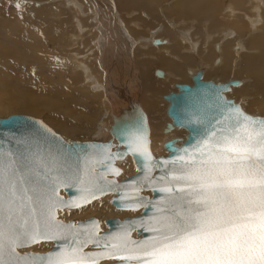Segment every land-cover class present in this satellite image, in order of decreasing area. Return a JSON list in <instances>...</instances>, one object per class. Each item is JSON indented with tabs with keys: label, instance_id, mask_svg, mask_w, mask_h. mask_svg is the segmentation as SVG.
Returning a JSON list of instances; mask_svg holds the SVG:
<instances>
[{
	"label": "snow or ice",
	"instance_id": "1",
	"mask_svg": "<svg viewBox=\"0 0 264 264\" xmlns=\"http://www.w3.org/2000/svg\"><path fill=\"white\" fill-rule=\"evenodd\" d=\"M217 100L220 118L170 160L153 159L143 129L130 134L129 150L143 156L147 183L156 184L150 173L163 165V185L153 190L165 195L140 223L152 233L148 238L133 240V225H122L102 238L101 252L84 251L90 243L100 247L97 222L81 231L57 219L59 210L104 193L94 168L86 164L83 175L70 170L62 151L39 149L25 163L0 153V264H264V119L245 114L219 93ZM73 184L81 196L66 202L58 190ZM137 206L149 205L141 199ZM41 241L61 242L59 250L43 257L18 251Z\"/></svg>",
	"mask_w": 264,
	"mask_h": 264
},
{
	"label": "rangeland",
	"instance_id": "2",
	"mask_svg": "<svg viewBox=\"0 0 264 264\" xmlns=\"http://www.w3.org/2000/svg\"><path fill=\"white\" fill-rule=\"evenodd\" d=\"M160 1L161 0H156V2H158L156 3L139 0V2L141 3L140 4L138 0H0V101L4 103H1L4 106V109H0V117H5L11 114H27L43 120L51 128H53V130L56 128V125L58 123H60L59 125L64 124L67 127L69 125H78L76 128L80 127L81 129L84 126V130H82V132H78L82 135L83 131L86 132V127H91V125L86 122L88 117L92 118L95 116L97 117L98 115V118L94 120V128L97 130L98 123L101 121L105 122L109 118V102L108 99H106L104 90L102 89L105 86V72L107 71V67L105 68V66H107V64L105 60H101V58H103V55L101 54H103L104 51L102 50L104 49L102 48V45L99 44L102 38L101 34L110 39H107V42H109L110 44L115 42L116 46H114V49H112L113 52L116 49L118 50V52H121V32L127 33H124V36L128 37L127 39H130L134 42L129 45V48L127 50L131 58V61L129 62L130 66L135 71V62L133 61L134 58L137 57L135 55V48H137V45H139V50L145 51L147 49H152L154 50L153 52L156 51L158 54L163 52V48H165L164 45H166L167 42V36L161 34L159 27L164 26V24L166 26H164L165 28H169L172 31L174 30V32L176 31L179 40L183 43V45H185L184 50L188 52L196 50L195 48H198L196 46L195 48L189 49V43L190 45H193V43L199 42V46H201V53H205L208 45L210 46L211 44L212 38L218 39L220 43L228 38H234L236 41H238L237 37H233L234 33H238L240 30L244 32V29L247 30V28L250 29V27H256V29H253L251 31L258 30L259 28L257 27V25L259 24V22L257 21V19L260 15H264V0H262L258 5V13H255L253 10L251 12V10H248L249 8H245L246 6L248 7V4H250H247L248 0H236L238 2L236 6H234L233 0H197L198 2H196V4L199 2L203 3L204 6L202 8L197 6L195 3L187 2L191 11L195 13H202V15L200 14L202 18L200 16L201 24L199 26V31L198 28H196L194 25L195 23H199L198 18L195 17V15H191V18L189 20L178 16L176 11V9H178V6L176 3L180 0ZM122 2H125L127 4L125 5ZM154 3L156 4L154 5ZM135 4H140L139 11L138 8L134 7ZM256 4L257 3H253V5ZM123 6L126 7V9ZM150 6L152 8L156 6L154 8V10H156L155 12H157L154 18L155 20L153 19L154 16L152 17L149 11ZM231 7L242 8H234L235 15L233 19L231 18L233 16V13L230 9ZM243 10L248 11L245 13V15L249 16L248 18H245L243 14L239 13H244ZM167 14H169L170 16ZM157 17H159V19ZM149 18L151 19V21ZM98 19L100 20V22ZM140 19L150 22L155 21V23H157L155 25H152V27H146L147 24L143 23L145 26V28H143L141 23L142 21ZM249 20H252L253 24H250ZM221 22L223 24H226L227 28L228 26L229 28H233L229 30L221 28L218 30V32L215 31L213 33L212 38H210L212 33H210L211 35H204L207 28L211 27L213 29V23L215 25L214 30H216V27L217 29L218 27H221L219 25V23L221 24ZM238 25L240 26V29ZM242 27H244V29ZM193 28L197 29L198 31H194ZM153 29L155 30L154 34L152 32ZM131 31L132 33L137 31L138 33L136 32V34H138L139 38H137L138 36H133V34L130 33ZM181 31L184 33H187L186 31H189V33L186 34V39L182 37ZM199 32H201L202 37L198 34ZM245 34L246 33H244V35ZM189 35H192V37ZM155 36H157L158 39ZM133 37L135 38L133 39ZM190 37L193 39L191 40ZM155 40H158L159 43H154ZM140 45H143V48ZM249 47L250 48H245L242 44V48L238 49L235 47V45H232V59L230 65L232 66V72L238 73L236 72V70L243 54L248 53V55L252 54L255 56L259 53L257 46L249 45ZM116 51L114 53H116ZM118 52L116 54L119 55ZM212 53H214L215 55V58L212 60V62H202L208 64L209 66V71L206 73V78L220 76L209 73L213 67L220 64V62L222 61H220V57H222V54L220 53L219 48L213 49L212 47ZM163 55L167 56V53H164ZM145 56H147V54H145ZM145 56L141 55L138 57V59H142ZM152 56L154 55H151V57ZM169 57L174 59V56ZM255 59L256 68L254 69L252 67L251 73H244L246 75H244L243 73H229L226 77L220 76V78L223 80H209L214 82H223L226 79L229 80L231 76H234L235 79H240L243 84L240 87H236V89L234 90V95L244 98L245 107L248 111L243 107V101L237 100L234 96H231V91L227 94V96L229 98L235 99L236 102H239L243 109L249 114L261 116L257 113L256 110H250L247 107V95L241 91H236L242 90L246 86L249 78L254 74H260L261 77L264 75V70L262 72V69L258 67L259 64H262L259 56H255ZM100 61H103L104 63ZM82 65L85 67V71H82ZM194 66L195 64L188 65L186 67ZM183 67V71L187 76L185 70L186 67ZM153 69H161L164 75L162 77L154 76ZM153 69L150 72L151 75L156 79H163V77L165 76V70L160 67H154ZM203 70H205V68ZM244 71L247 72V70L243 69L242 72ZM132 74L134 76V72ZM6 77L7 79H5ZM98 85L101 87H99ZM107 87L108 85L106 84V88ZM8 93H10V95H8ZM164 93H167V90ZM15 95H19L21 101L20 98L16 97ZM161 95H155V97H152L154 98L152 101L156 103L154 110L148 111L142 105L144 110L148 114L151 127V139L152 136L155 135H159L161 137V140L156 144V148L153 149L158 153H163L159 152L160 144L164 139V135L162 134L163 132L161 133V128L163 127L166 118H170L167 117L168 115L166 108V112H164V106L167 104L163 99V95ZM156 97L157 99L155 100ZM13 98H16L17 101L24 103L27 108L29 107L30 109H33L35 107L36 111L35 108L33 109V112L20 111L12 108V102L14 101ZM116 100L118 101V103H120L122 101V97L119 96ZM118 113H120V111ZM85 115L88 116L85 117ZM161 121L162 124L159 125ZM71 126L69 127L71 128ZM178 129H181L178 131H186L183 128ZM57 131L60 132L59 130ZM164 132L169 131H166V129H164ZM75 133L76 132H74V134ZM185 133L187 134V131ZM70 137L78 141L91 138H82L81 136ZM176 137H180L181 139L185 138L182 134H176ZM99 140L102 141L103 138H100ZM164 152L166 151L164 150ZM109 204L110 207L112 206V209L109 208L105 212V215L107 216L106 218H123L126 216H130L129 211H117L118 209H116L111 203ZM38 246L36 245L34 247ZM29 248L31 250H35L34 248Z\"/></svg>",
	"mask_w": 264,
	"mask_h": 264
},
{
	"label": "bare ground",
	"instance_id": "3",
	"mask_svg": "<svg viewBox=\"0 0 264 264\" xmlns=\"http://www.w3.org/2000/svg\"><path fill=\"white\" fill-rule=\"evenodd\" d=\"M134 1H136V0H134ZM145 1H147V2H149V1L150 2H156V0H145ZM233 1H234V3H233L234 6H236L238 4V2L236 0H233ZM261 1L262 0H248L247 4L248 3H250V4H248V7L246 6L245 8H249L248 10H251V12L253 10L255 13H258V5H259V3ZM138 2H139V0H138ZM187 2H191V3H195L196 4V2H198V1L197 0H180V1H178L176 3L177 6H178V9H176L177 7L175 8L176 11H177V14H178V16H181V18H184L186 20H189L191 18V15H195V17L198 18V22L199 23H197V24L195 23L194 25L200 31L199 26L201 24L200 20L202 18V16H201L202 13H199V12L195 13V12L191 11L189 9V4ZM122 3H124L125 5L127 4L125 2H122ZM156 3H158V2H156ZM156 3H154V5ZM253 3H257V4L253 5ZM140 4H137V5L135 4V6H134L135 8H138V11H139V5ZM149 5H153V4H149ZM196 5L201 7V8L204 6L203 3H201V2L197 3ZM228 7H229V5H228ZM78 8H80V7H78ZM124 8L126 9V7H124ZM154 8H152L150 6V10L148 9L150 11V13H151V16L152 17L154 16L153 19L155 18V15L157 13V12H155L156 10H154ZM234 8H239L240 9L241 7H234ZM234 8L233 7L230 8L231 12L233 13V16L231 17L232 19H233L234 15H235L234 14L235 13V9ZM144 10H146V9H144ZM243 11H244V13L243 12L242 13L239 12V13L243 14V16L245 18H248L249 16L245 15V13L248 12V11L247 10H243ZM167 15H169V14H167ZM237 15H238V11H237ZM200 16H201V18H200ZM157 18L159 19V17H157ZM149 19H147V20H149ZM141 21H142L141 23H142L143 28H145L143 23L147 24L146 27H152V25H155L157 23V22L155 23V21L154 22H150L151 19H150V21H144V20H141ZM257 21L259 22V24L257 25V27L259 28L258 29L259 32H258V30L251 31L253 29H256V27H254V28L250 27V29L247 28V30L244 29V27H242L244 29V32H242L241 30L239 32L237 31L238 33H234V36H233V37H237L238 41H236L234 38H228L225 41H222L221 43L219 42L218 39H213L212 38L213 37V33L215 31L218 32V30L221 29V28L229 30V29H232L233 27L229 28V26H228V28H227L226 27L227 25L223 24L221 22V24L219 23V25L221 27H218V29L216 27V30H214L215 25L213 23V26H214L213 29L211 27H210L211 29L207 28L205 30L206 33H204L205 36H207L210 33H212V35L210 34L211 35L210 38H212L211 44H210V46L208 45V48H207L205 53H201V46H199L200 45L199 42H195V43H193V45L192 44L190 45V43H189L188 48L191 49V48H195V46H196V47H198V48H195L196 50H193L191 52H188V51L184 50V46L185 45H183V43L179 40L176 31L174 32V30L172 31L169 28H165L166 26L164 24L165 27L164 26L159 27L160 31H161V34H164V35L167 36V38H166L167 42H166V45H164L165 48H163L164 49L163 52L158 54L156 51H155L156 53L153 52L154 50H152V49H147L145 51L139 50L138 49L139 45L136 44L137 48H135L136 49L135 50V55L137 57H135L134 61H133V62H135L134 63V66L136 67L135 71L130 66L129 62L131 61V58H130L129 52L127 50L129 48V45L131 43H134V42L131 41L130 39H127L128 37L124 36V33H126V32H124V33L121 32V34H122L121 35L122 36V47H121L122 51L118 52L117 49H116L117 51L115 50L116 53L117 52L119 53V55L114 53L115 51L113 52V50H112V49H114V46H116L115 42L110 44L109 42H107L108 38H106L104 35L101 34L102 38H101L99 44L102 45V48H104V49H102L104 51H103V54H101V55H103V58H101V60L102 59L105 60V62L107 64V66H105V68L107 67V71L105 72V80L106 81H105V86L102 89L104 90V92L106 94V99H108V102H109L108 103L106 101L108 103V105H109V114H108L109 118L105 122H103V121L99 122L98 123V129L96 130L94 128V120L98 118V115H97V117L95 116L96 118L95 117H92V118L88 117L86 122L89 125H91V127L90 126L86 127L85 128L86 132L83 131V133L81 135V133H78V132H82V130H84L83 129L84 126L81 129L80 127L76 128L78 125L77 126L69 125V126H71V128H70L69 126L67 127L64 124L63 125H59L60 123H58L56 125V128L53 130V128H51L43 120H41V119H39L37 117H34V116H32V117H34L36 119H39L42 123H44L46 126H48L52 131H54L55 133H58L60 136H62L66 141L76 140V139L71 138L70 136H73V137H80L81 136L82 138L91 137V138L84 139V140L92 139V140H97V141H101L99 139L103 138L102 141H105L111 136L110 127H111V125L113 123L114 117H119L121 112H123L125 110H128V119H131L132 118L131 115L135 114L134 110L132 109V103L135 102V103H137L139 105L140 110L143 109L141 111L144 113V115L146 117V122H147V125H148V128H149V147H150L152 153L155 156L166 155L167 151L164 148V143L167 140L171 139V138H175L176 134L177 135L178 134H180V135L182 134L183 137L186 138V133H185L186 131L185 132L178 131V130H181V129H178V128H183V127L173 126V127H176V128H171L169 130H166V131H169V132H164V129H166L167 124L172 122V119H170L171 117L167 113V115H168L167 117H170V118H168V119L166 118V120H165V122L163 124V127L161 128V133L163 132L162 134L164 135V139H163V141L160 144L159 152H163V153L155 152L153 149L156 148V144H157V142H159L161 140V137L159 135H155V136H152V139H151V127H150V123H149V118H148V114L146 113L144 108L147 109L148 111L154 110L156 103H154L152 101L154 99L152 97H155V95H161L162 94L163 95V99L166 101L165 103L167 104V105L164 106V112H166L165 108L167 110V108H168V106L170 104V101L168 99H165V95H168L171 91L177 92L178 89L176 87V84H180V83L192 84L191 78L198 70H200L202 72V80H206V79L207 80H209V79L213 80V79H216L217 81H220V80H223V79L220 78V76L221 77H226L229 73H234V72H232V69H231L232 66H230L231 65V59H232V53H231L232 45H235V47L238 48V49L242 48V44L244 45L245 48H250L249 45L250 46H257L258 50H259V53L257 55H255V56H259V59L262 62V64H259L258 67H260V69H262V72H263V70H264V15H260L258 17ZM99 22H100V20H99ZM138 22H139V20H138ZM249 22H250V24H253L252 20H249ZM167 26H168V24H167ZM210 26H211V23H210ZM230 27H231V25H230ZM133 28H132V31H133ZM239 29H240V26H239ZM195 30L198 31L197 29H194V31ZM104 31H106V30H104ZM132 31L130 33H132ZM189 31H186V32L189 33ZM108 32H110V31H108ZM136 32L137 31L132 33L133 36H135V37L138 36V34H136ZM152 32L154 34L155 30L153 29ZM190 32H192V31H190ZM187 33H184V32L181 31L182 37L184 39H186V37H187L186 34ZM244 33H246V34L244 35ZM139 34H140V32H139ZM158 34H160V33H158ZM198 34L202 37L201 32H199ZM119 36H120V32H119ZM189 36L192 37V35H189ZM135 37H133V39ZM155 37L157 38V36H155ZM191 37H190V39L192 40L193 38H191ZM137 38H139V36ZM162 38H164V37H162ZM108 40H110V39H108ZM113 40H115V39H113ZM142 42H143V40H142ZM217 42H219V43H217ZM154 43H159V41L154 42ZM146 45H147V42H146ZM141 47L143 48V45ZM141 47H139V48H141ZM212 47H213V49L214 48L215 49L219 48L220 53L222 54V57H220V61L221 60L222 61L220 62V64H218L215 67H213L209 73L215 74V75H220V76L207 77L206 78V73L209 71V68H208L209 66H208V64L202 63V62H212V60L215 58L214 53H212ZM194 51H195V53H194ZM164 53H167V56L163 55ZM145 54H147V56H145ZM141 55H144L145 57L142 58V59H138V57L141 56ZM151 55H154V56L151 57ZM168 55L169 56H174V59L169 57ZM255 56L252 55V54L248 55V53L243 54L241 56V59H240V62L238 64L236 72L243 73V74L244 73H251V68L252 67L254 69L256 68ZM100 62H103V61H100ZM194 64H195L194 67H186L188 65H194ZM183 66L186 67L185 70H186V74H187L188 78H187V76L185 75V73L183 71V69H184ZM82 67H83L82 71H85L86 70V69L84 70L85 67L83 65H82ZM154 67H160V68L165 70V76L163 77V79H156V78H154L151 75L150 72H151V70ZM101 68H103V67H101ZM204 68H205V70H203ZM243 69L247 70V72L246 71L242 72ZM153 70H154V76L162 77L164 75V73H163V71L161 69H153ZM156 71H159V72L156 73ZM133 72H134V76L132 74ZM238 73H234V74H238ZM244 75H246V74H244ZM5 79H7V77ZM230 79H235V77L231 76ZM174 80H178V81H174ZM226 80H228V79H226ZM236 80L239 81V84L230 85V90L225 92L224 94H225L226 97H228L227 94L231 91V94H232L231 96H234L237 100L243 101V107L246 109L244 98L234 95V92H235L234 90L236 89V87L237 86L240 87L243 84V82L240 79L236 78ZM189 82H191V83H189ZM106 84L108 85L109 88L108 87L106 88ZM99 87H101V86H99ZM166 90H167V93H164ZM236 91H238V92L241 91V92H243V93H245L247 95V107L250 110H256L259 115H261V116L264 115V75L261 77L260 74H254L252 77L249 78L246 86L242 90H236ZM6 92H7V90H6ZM10 93H8V95H10ZM119 96L122 97V101L120 103H118V101L116 100L117 97H119ZM16 97L20 98L19 95L16 96ZM156 99H157V97L155 98V100ZM233 100L235 101V99H233ZM20 101H21V98H20ZM20 101H17L16 98H15L14 101L12 102V106H13L12 108H15V109L20 110V111L33 112V109L35 107L33 109H30L29 107L27 108V106L24 103H21ZM1 103H3V102L0 101V105H1L0 107H2L0 109L2 110V109H4V106ZM142 105L144 106V108H143ZM240 107L243 109L241 104H240ZM35 111H36V108H35ZM119 111H120V113H118ZM25 115H27V114H25ZM29 116H31V115H29ZM87 116L88 115H85V117H87ZM102 118H103V116H102ZM161 124H162V121H161V123H159V125H161ZM72 127H74V128H72ZM57 130H59L60 132H58ZM74 132H76V133L74 134ZM164 133H168V134H164ZM76 134H80V135H76ZM166 138H168V139H166ZM176 138H178V137H176ZM179 139H181V138L179 137ZM184 139L182 138L180 141H182ZM84 140H79V141H84ZM152 140H153V143H152ZM76 141H78V140H76ZM180 141H177V143L180 144ZM114 143L116 144L115 139H114ZM163 149L166 152H164ZM131 161H132V163H131ZM116 164L122 170V172L119 175L118 179H122V178L127 177V176H129V175H131V174L136 172V167L134 166L132 157L130 155H126L123 159H121L118 162H116ZM144 193H146L148 195H151V192H149V191L148 192H144ZM112 195H113L112 193H107L106 195H103L102 197L93 200L92 202H90L89 204H86L85 206L72 208V209L65 208V209L59 210L58 211V217L60 219L64 220V221H67V220L77 221V220H84L86 218H89V217L93 216V217H96L100 221L101 229H106L107 226L104 224L105 220L108 219V218H114V217L106 218L107 216L105 215V212L109 208L112 207V206L110 207V204H109L110 200H111L110 198L112 197ZM122 210L123 209H118L117 211L122 212ZM124 211H129V213H130L129 214L130 216H126V217H133V216L138 215V214L141 213V210H138V211L124 210ZM133 212H135V213H133ZM73 213H75V214H73ZM120 219H122V218H120ZM132 235H133V237H136L137 236L136 231H134L132 233ZM36 245L37 246L39 245V246L38 247H34ZM52 245H53L52 241H42V242H40L38 244H34V245H30V246L22 248V249H18V251L21 252V253H24L26 251L44 252V251L49 250L52 247ZM29 247L34 248L35 250H33V249L31 250ZM87 249H89V247ZM115 261L116 260L109 259V260L101 261L100 264H108V263H112V262H115Z\"/></svg>",
	"mask_w": 264,
	"mask_h": 264
},
{
	"label": "water",
	"instance_id": "4",
	"mask_svg": "<svg viewBox=\"0 0 264 264\" xmlns=\"http://www.w3.org/2000/svg\"><path fill=\"white\" fill-rule=\"evenodd\" d=\"M158 40H155L157 42ZM159 71H156V73ZM192 84L180 83L176 84L177 92L171 91L165 95V99L170 101L167 108V113L171 117L172 122L168 123L166 130L173 126L183 127L186 131V138L182 141L179 138H171L164 143V148L167 151L166 155L155 156L149 147V128L146 122L144 113L140 110L137 103H132L134 110L131 119H128V110L121 112L119 117H114L113 123L110 127L111 136L105 141L84 140V141H66L58 133L52 131L48 126L42 123L39 119L25 114H11L5 117H0V153L4 154L5 159L18 158L21 163L27 162L26 158H30L31 152L43 149L45 151L51 150L53 152L62 151L65 154L66 164L70 170L76 171L80 175L84 174V168L87 166L95 170L97 183L104 186V193L97 192V198L112 193L110 203L117 209L138 211L141 213L133 217H124L122 219L114 217L105 220L106 229H101L100 221L96 217H89L84 220H67L64 221L58 217L57 219L64 224H75L81 227V231L87 228L92 221L99 225L98 236L101 237L100 247L95 244H88L84 248L85 252H101L104 251V240L106 237L114 232L120 230L122 225H133L131 229V239L143 240L148 238L152 233L145 231L140 226L141 221L147 222L149 217L153 215L155 209L152 207L165 194L159 191H154L153 187L159 188L163 185V181L159 177L164 175L161 171L163 165H158L153 168L150 173L151 180L156 181L155 185H151L145 181V160L139 153H133L129 150V136L138 130L143 129L146 132L148 141V150L154 160L157 162L162 160H170L177 155L176 149L191 148L201 135L205 132L209 122L215 123V120L220 118V104L217 100V94L223 97L224 100L230 101L233 104L240 106L232 98L226 97L225 92L230 90V85H237L239 81L236 79H229L223 82H213L211 80H202V72L198 70L191 78ZM242 109V108H241ZM242 111L254 118L264 119L263 116L251 115ZM51 133V134H50ZM114 139L116 144L114 143ZM180 141V144L177 143ZM126 155L132 157L136 172L118 179L122 170L116 164ZM96 160V163H88L89 160ZM112 169H118L119 175H116ZM106 181H113L115 186L106 185ZM134 189H139L138 192ZM151 192L148 195L144 192ZM59 196L64 201H79L81 193L76 184L70 187H60ZM96 198V199H97ZM141 199L148 207L137 206ZM95 199L85 203L79 201L81 206L89 204ZM80 206V207H81ZM68 208V207H65ZM63 208V209H65ZM77 208L71 207L68 209ZM136 231L137 236L133 237L132 233ZM42 242V241H41ZM61 242H53L52 247L44 252L26 251L23 254H31L35 256H47L49 252L58 251V244ZM34 245V244H32ZM89 247V249H87ZM109 259H100L101 261ZM114 260V259H113ZM108 264H136L135 261L124 262L116 260Z\"/></svg>",
	"mask_w": 264,
	"mask_h": 264
}]
</instances>
